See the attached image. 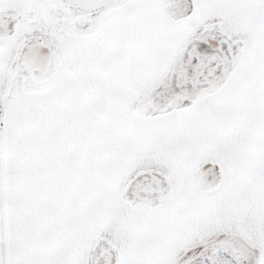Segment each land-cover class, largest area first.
I'll list each match as a JSON object with an SVG mask.
<instances>
[{
	"label": "snow or ice",
	"instance_id": "6c2138e0",
	"mask_svg": "<svg viewBox=\"0 0 264 264\" xmlns=\"http://www.w3.org/2000/svg\"><path fill=\"white\" fill-rule=\"evenodd\" d=\"M0 264H264V0H0Z\"/></svg>",
	"mask_w": 264,
	"mask_h": 264
}]
</instances>
